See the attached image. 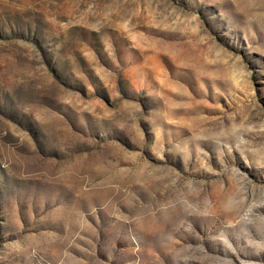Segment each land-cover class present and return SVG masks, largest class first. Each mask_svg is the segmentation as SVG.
<instances>
[{
  "label": "rangeland",
  "instance_id": "374dc122",
  "mask_svg": "<svg viewBox=\"0 0 264 264\" xmlns=\"http://www.w3.org/2000/svg\"><path fill=\"white\" fill-rule=\"evenodd\" d=\"M0 264H264V0H0Z\"/></svg>",
  "mask_w": 264,
  "mask_h": 264
}]
</instances>
